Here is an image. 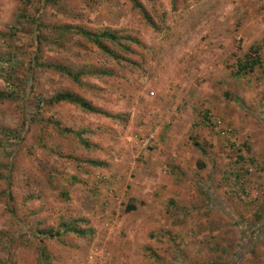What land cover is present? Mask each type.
<instances>
[{
    "label": "rangeland",
    "instance_id": "obj_1",
    "mask_svg": "<svg viewBox=\"0 0 264 264\" xmlns=\"http://www.w3.org/2000/svg\"><path fill=\"white\" fill-rule=\"evenodd\" d=\"M38 1L0 0V264H264V0H137L152 26L128 0ZM67 223L85 236L32 235Z\"/></svg>",
    "mask_w": 264,
    "mask_h": 264
},
{
    "label": "trees",
    "instance_id": "obj_2",
    "mask_svg": "<svg viewBox=\"0 0 264 264\" xmlns=\"http://www.w3.org/2000/svg\"><path fill=\"white\" fill-rule=\"evenodd\" d=\"M42 1H45V0H39L38 1V2H40V4H38V7L41 6ZM128 1L130 3V7L132 9H136L141 14V17H142V19H144L145 23L152 26L151 19H149L147 17L148 11L144 7H142L137 2V0H128ZM40 8H38V10H40ZM163 17H164V13L161 12L160 19H162ZM50 30H53V31L59 30L60 31L59 33H61L63 35V37H64V34L78 35V36L84 38L87 42L93 44L97 49L106 53L107 55H110V50H107L105 47L102 46V44H101L102 41L109 42L110 46L112 48H116V49H119L121 51H125L124 41L126 40V38L125 37H123V38L118 37L117 36L118 34H116V33L105 32V31L100 32V33H89V32L83 31L77 27H69L66 25H64L60 28L53 27V28H50ZM9 38H11V36H9ZM33 38H35V36ZM261 45L264 47V36L262 38ZM258 49H259L258 47H251L249 53L242 55V59L240 60V64H239V70L250 72L251 69L253 68V66L258 65V58H259L257 55ZM250 53L254 54V55H252L251 58H250V55H251ZM29 64H30L29 65L30 68H32L36 65L37 67L45 69V70H52L55 72L62 73L63 75L71 78L73 80V82H77V75L78 74H83L82 72L81 73L78 72L76 75H74V74H71L68 70L62 69V68L54 66V65L38 64L36 62L35 56H33L31 58ZM261 68H262V72H264V67L261 66ZM29 92H30V89H27L26 95H28ZM15 97L18 98L17 92L9 93L7 91H0V100H5L8 98H15ZM226 98L228 100H230L229 96H226ZM35 99H36V97H35ZM37 100L39 102H41L40 99H37ZM35 103L36 104H34V109H36V107L38 106V102L36 100H35ZM46 103L47 104H59V103L69 104V105H72V106L80 109L82 112L89 113V114H96V112H97L87 102H85L83 99H81L79 96H76L75 94H72L70 92L57 93L54 96L47 99ZM22 108H23L22 111L24 114H27V112H29L28 114H30V112L33 110L32 108H30L28 106L27 107L22 106ZM52 123H53V125H51V126H54L53 127L54 130L57 131L58 130L57 123L56 122H52ZM190 143L201 154V156H204L203 149L197 142L191 141ZM203 159H205V158L203 157ZM197 166L202 169L205 165L203 163H197ZM210 196H211L216 207L220 206V208H222V209L224 208V207H222V203L220 200L214 199L212 192L210 193ZM133 209H134V207L132 205H128L126 208V211H131ZM260 224L261 223L255 225L253 227L254 233H255V230L257 228L262 227L261 229H263V224H261V227H259ZM17 231H18L19 235H24V234L31 235L28 230H26L25 228H23L20 225L17 226ZM68 232L73 233V234H77V236H85V231L79 230L78 228L75 227V225H73V223L62 224L55 231H53V230H47V231L38 230L32 235L35 236V238H37V240L39 242H43V240L54 239V238H57L59 235L65 234ZM242 232L244 233L243 230H242ZM240 249L242 250V252L240 253V257L245 258L246 254H248L245 250V246L240 247ZM39 250H40V253L43 254V256H42L43 264H49L48 263V258H49L48 256L49 255L46 252V250H44V247L43 246L39 247ZM225 264H229V263H225Z\"/></svg>",
    "mask_w": 264,
    "mask_h": 264
}]
</instances>
